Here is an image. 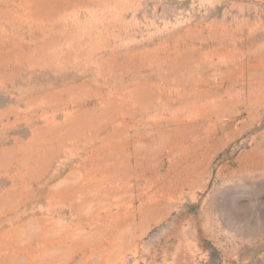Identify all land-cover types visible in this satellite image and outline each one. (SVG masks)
Here are the masks:
<instances>
[{
    "label": "rangeland",
    "instance_id": "obj_1",
    "mask_svg": "<svg viewBox=\"0 0 264 264\" xmlns=\"http://www.w3.org/2000/svg\"><path fill=\"white\" fill-rule=\"evenodd\" d=\"M0 264H264V0H0Z\"/></svg>",
    "mask_w": 264,
    "mask_h": 264
}]
</instances>
